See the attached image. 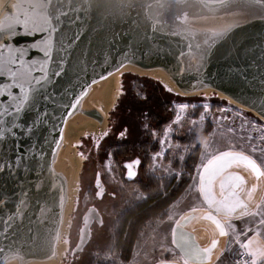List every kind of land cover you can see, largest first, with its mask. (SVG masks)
I'll list each match as a JSON object with an SVG mask.
<instances>
[{
	"label": "water",
	"instance_id": "1",
	"mask_svg": "<svg viewBox=\"0 0 264 264\" xmlns=\"http://www.w3.org/2000/svg\"><path fill=\"white\" fill-rule=\"evenodd\" d=\"M29 8L62 20L55 34V47L67 49L60 54L76 67L57 81L56 91L63 96L62 100L58 96L59 104L75 103L74 95L82 99L74 112L58 107L55 115L63 122L58 119L55 130L51 125L44 130L43 135L53 131L57 141L62 131L59 148L54 144L44 148L55 174L47 170L42 173L43 190L38 195L31 191L22 220L12 222L13 226L0 233V264L65 263L73 214L80 198L83 156L78 146L82 137L95 138L96 146L103 134L109 133L110 111L117 102L122 72L154 75L181 95L215 93L264 121V0H0V19ZM208 36L217 38L219 48L198 68L195 56L187 54L189 44L200 43L203 47ZM39 38L19 36L13 43L26 45ZM48 107L51 111L53 105ZM35 140L22 138L21 147L27 148ZM39 142H43V136ZM14 143L9 137L3 151L7 153ZM5 159L14 156L6 154ZM136 159L125 161L124 166ZM98 174L105 190L100 171L95 187ZM28 179L37 180L35 171ZM0 183L6 185L0 191L11 197L10 203L0 206V219L6 220L14 214L20 192H28L29 186L21 189L11 181ZM100 216L94 204L86 209L70 250L72 256L86 248L93 222Z\"/></svg>",
	"mask_w": 264,
	"mask_h": 264
},
{
	"label": "snow or ice",
	"instance_id": "2",
	"mask_svg": "<svg viewBox=\"0 0 264 264\" xmlns=\"http://www.w3.org/2000/svg\"><path fill=\"white\" fill-rule=\"evenodd\" d=\"M75 22L77 24L81 23L79 20H75ZM61 25L62 20L60 18H52L32 8L5 15L0 19V181H11L21 189L29 186L28 192L23 190L20 192L14 214H9L6 220L0 219V226L3 229L0 233L13 226L12 222L22 220L23 213L29 204L31 191L34 190L38 195L43 190L45 181L41 178L42 173L47 170L50 174H55L54 170L49 166L48 153L44 151V148L53 144L56 148H59L60 141H62V131L59 133L60 141L55 139L53 131H48L47 135H43V133L49 125H51L52 130H55L57 127L56 120L59 119L63 122L62 117L55 115L57 108L63 107L65 110L72 108L74 112L79 107V102L82 99V96L74 95L73 100L75 103L59 104V93L56 91L57 81L76 67V65L72 64L70 58L60 54L61 50L67 52V49H63L62 45L60 49L55 47V34L60 30ZM155 31L154 29L153 32ZM172 34L180 35L178 32H173ZM19 36L40 38L26 45L13 43ZM216 39L214 36L206 37L203 47L200 43L189 44L187 54L195 56L198 68L202 67L204 62L210 59L215 54L216 49L219 48ZM31 52H35L38 55L30 56ZM261 52L264 53V50ZM184 55L185 53L182 52L181 56ZM262 62H264V56H262ZM121 66H123L122 62ZM202 86L201 84L196 87ZM168 91L171 90L168 89ZM119 94L127 98L128 94L124 90L123 85H121ZM59 99L62 100L63 96H59ZM150 100L151 97L142 93V91H133L130 111L126 117L121 118L119 123V139L121 142H126L138 132L155 136V130L151 124ZM49 105H53L51 111L49 110ZM203 107L205 113H207L209 105L205 104ZM188 108V104L178 105L179 112L176 116V124L181 122L180 113L185 112ZM220 111H227V109ZM65 114L71 115V113L67 112ZM262 114H264V108H262ZM204 119L205 115L202 114L200 121H204ZM246 123L250 124L252 132L258 133L255 137L251 134L247 137L249 142L254 139L257 141L256 146L251 148V151L255 153L258 146L264 145V122L257 124L254 121H247ZM241 127L243 128L244 125L242 124ZM228 131L231 132L232 129H228ZM170 134L172 136L177 134L171 125L164 130L165 139H168ZM103 135L107 137L109 133L106 131ZM41 136H43L42 143L39 142ZM48 136H53V139L49 140ZM9 137L15 143L11 144L7 153H5L3 151L4 142ZM33 137L36 138L33 143L27 148L21 147L20 141L22 138L32 139ZM165 139L159 140L161 150L153 155L154 162L158 158L164 157L167 151H172L173 143L171 142L168 143L167 149H165ZM177 147L179 146L177 145ZM223 152L227 155L246 154L242 150H236L235 146H231L228 150H223ZM6 154L14 156V159H5ZM51 155L54 162L55 152L53 151ZM217 155H220L219 151ZM176 159L181 160L183 158L176 157ZM140 163L141 161L137 158L125 164L129 180H134L139 175ZM210 164L211 161L208 157L206 155L203 156L201 162L194 168L195 173L202 171ZM33 171L37 175L35 182L28 179L29 174ZM21 174L23 175V180H21ZM179 175L182 176L183 173ZM5 187V184L0 183V189ZM96 187L99 189L97 191L98 197H102L104 189L101 186L99 174ZM10 202L11 197L6 192L0 191V206ZM239 255L244 257L246 261L252 258V253L243 247Z\"/></svg>",
	"mask_w": 264,
	"mask_h": 264
},
{
	"label": "rangeland",
	"instance_id": "3",
	"mask_svg": "<svg viewBox=\"0 0 264 264\" xmlns=\"http://www.w3.org/2000/svg\"><path fill=\"white\" fill-rule=\"evenodd\" d=\"M120 82L116 94L117 102L115 101L111 111L110 120L113 119L119 123L121 118L126 117L130 111V101L132 93L135 90L142 91L151 97L149 106L152 111V128L155 130V136L149 133L142 132L128 139L131 144H136L139 138H145V135H150V144L155 151L150 149L149 159L145 165V171L154 175L159 180L158 188L164 187L166 182L171 181L173 176L177 177V181L190 179L184 185V189L166 208V217L161 220H148L140 242L135 249L134 256L127 262L122 261L117 252L113 251L112 246L108 245L110 235L114 233L113 223L118 220V216L125 209L130 207L136 201L146 198L145 192L140 185L134 181L127 184L124 178L123 161L128 155H117V150L120 149V139L112 137L110 141L100 150L93 152L85 146V140L88 138L82 137L79 151L82 150V171L80 173V198L76 211L73 214V221L70 229V244L67 249V258L64 264H71L73 259L80 262L89 261V259H110L117 264H136L150 252L169 241V232L173 221L187 208L196 206L201 202V196L197 188V174L194 171L196 165L201 162L203 156H209L210 152L222 146H235L240 149L249 150L256 146L257 141L254 139L249 142L248 135L254 137L258 135L251 131L250 124L247 121H254L260 124V119L252 112L243 109L235 104H232L225 99L217 96L215 93H200L195 95H181L171 90L162 80L154 75H140L131 71H124L120 74ZM118 79V80H119ZM123 85L127 92V98L120 96L119 90ZM170 89L171 91H168ZM217 105H214L216 104ZM188 104L189 108L180 113L181 122L176 124V116L179 112L178 105ZM208 104L209 110L205 113L203 105ZM195 106V107H193ZM227 109V111H220ZM198 112L197 115L195 113ZM205 115L204 121H200V116ZM114 122V123H115ZM244 125L242 128L241 125ZM171 125L177 133L175 136L169 135L168 139L164 137V130ZM228 129H232L231 132ZM119 132V128L116 132ZM118 135V133H116ZM91 138V137H90ZM92 139V138H91ZM165 139V149L169 142L172 144V151H167L166 155L158 158L155 162L153 155L161 150L159 140ZM80 142V141H78ZM177 145L179 147H177ZM83 147V148H82ZM85 147V148H84ZM122 149H120L121 151ZM198 153L196 154V151ZM252 152V151H251ZM111 154V156H109ZM256 155L264 162V145L258 146ZM192 157L195 160L193 170L189 172L188 159ZM176 157H182L179 160ZM191 160V161H192ZM155 163V164H154ZM101 172L102 179L111 188L110 193L106 194L103 201L106 223L103 232L94 235L91 242L81 253H76L74 256L70 254V250L77 240L79 232V223L76 224L74 218L85 200L86 204L90 200H95L96 187L93 190V182L97 172ZM183 173L182 176L179 174ZM143 180V175H140ZM93 180V181H91ZM83 207V206H82ZM260 213V212H258ZM79 220V219H78Z\"/></svg>",
	"mask_w": 264,
	"mask_h": 264
},
{
	"label": "crops",
	"instance_id": "4",
	"mask_svg": "<svg viewBox=\"0 0 264 264\" xmlns=\"http://www.w3.org/2000/svg\"><path fill=\"white\" fill-rule=\"evenodd\" d=\"M229 147L210 152L211 164L198 172L200 204L184 210L169 241L136 264H264V162L238 147L246 154L227 155ZM242 247L252 258L238 263Z\"/></svg>",
	"mask_w": 264,
	"mask_h": 264
},
{
	"label": "trees",
	"instance_id": "5",
	"mask_svg": "<svg viewBox=\"0 0 264 264\" xmlns=\"http://www.w3.org/2000/svg\"><path fill=\"white\" fill-rule=\"evenodd\" d=\"M214 105H217L214 104ZM198 112L195 113L197 115ZM129 146L126 150L120 151L118 149L116 154L119 153L124 155L127 153ZM156 147L152 148V151H155ZM198 150L196 151V154ZM192 157L188 159L189 172L193 170V163L195 160H192ZM190 175L187 176V179L180 178L177 181V177L173 176L171 181L166 182L164 187L158 188L159 180L154 175H149L144 182L141 183V188L146 194V198L140 199L133 203L130 207L125 209L118 216V220L113 223L114 233L110 235L108 240V245L112 246L113 251H116L119 258L127 262L129 261L135 253L140 239L143 235L146 221L152 220H161L166 217V208L168 205L180 195L184 189V185ZM71 264H117L110 259H89L86 262H80L79 260L73 259Z\"/></svg>",
	"mask_w": 264,
	"mask_h": 264
},
{
	"label": "flooded vegetation",
	"instance_id": "6",
	"mask_svg": "<svg viewBox=\"0 0 264 264\" xmlns=\"http://www.w3.org/2000/svg\"><path fill=\"white\" fill-rule=\"evenodd\" d=\"M114 122H115V120L111 119L110 128H109V135L107 137H105V136L103 137V139L98 143V147H97V145L95 146V143H94V139L95 138L91 139L90 137H88L85 140L86 148H88L90 150H92L94 148L92 154L94 152H96V150L99 151L100 150V146L102 144H103V147H104L107 144V142H109V143L112 142V141H110V139L112 137L119 139V132L118 131L116 132V130L119 128L118 127V122L117 123L116 122L114 123ZM116 133H118V135ZM141 133L142 132H138L137 134H141ZM150 138H151V136L147 134V135H145V138H139L138 140H136V144H134V143L130 144L128 142V140L126 142H121V141L119 142L120 143L119 145H121L120 149H122L121 151L126 150L127 147L129 146L128 151H127V153H125V155H127V154H130V155H128V157H126L124 159V161H123L124 178H125V182L127 184H131L134 181H139L137 183H138V185L141 186V183L144 182L145 179L149 177L150 173L145 171V165L147 164V162H148L147 160L149 159L150 149L152 150V147H151V144H150V140H149ZM134 158H139L140 161H141L140 166H139V175L134 180H128L126 178V168L124 166V162L127 161V160H132ZM140 175H143V180L140 178ZM95 179H96V177H95ZM91 181H93V180H91ZM93 183L94 184L92 186L94 187L93 188V190H94L95 189V180H94ZM104 183H106V182L104 181ZM105 185H106V188L104 190L103 196L101 198H99L98 195H97V191H96L95 200L88 201L87 204H85V206H83V207L80 206L79 207V211H78V213L76 214V216L74 218V221L76 219V224H77V222L79 223V227L78 228H80V226L82 224V216H83L84 212L86 211V209L92 204H94L95 206H97L99 208V211L101 213V216H100L101 218H100V220L95 219L94 222H93L92 238H94L95 234L97 235L99 232H103L102 229L106 228L105 227L106 214L104 213L105 209H104L103 201L106 198V194L110 193L111 188H110V186L108 184H105ZM111 194H112V192L110 193V195ZM92 238H91V240H92ZM91 240H90V242H91ZM75 243H76V241L74 242V244ZM89 243H88V245H89ZM87 246H86V248H87Z\"/></svg>",
	"mask_w": 264,
	"mask_h": 264
},
{
	"label": "built area",
	"instance_id": "7",
	"mask_svg": "<svg viewBox=\"0 0 264 264\" xmlns=\"http://www.w3.org/2000/svg\"><path fill=\"white\" fill-rule=\"evenodd\" d=\"M260 121H261V120H260ZM85 204H86V202H85V200H84L82 206H85ZM243 261H245V258H244V257L239 256V257L237 258V262H238V263H241V262H243Z\"/></svg>",
	"mask_w": 264,
	"mask_h": 264
},
{
	"label": "bare ground",
	"instance_id": "8",
	"mask_svg": "<svg viewBox=\"0 0 264 264\" xmlns=\"http://www.w3.org/2000/svg\"><path fill=\"white\" fill-rule=\"evenodd\" d=\"M124 73V72H123Z\"/></svg>",
	"mask_w": 264,
	"mask_h": 264
}]
</instances>
